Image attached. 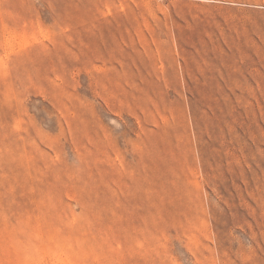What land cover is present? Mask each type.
<instances>
[{
    "label": "rangeland",
    "instance_id": "1",
    "mask_svg": "<svg viewBox=\"0 0 264 264\" xmlns=\"http://www.w3.org/2000/svg\"><path fill=\"white\" fill-rule=\"evenodd\" d=\"M0 264H264V0H0Z\"/></svg>",
    "mask_w": 264,
    "mask_h": 264
}]
</instances>
